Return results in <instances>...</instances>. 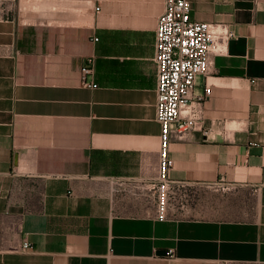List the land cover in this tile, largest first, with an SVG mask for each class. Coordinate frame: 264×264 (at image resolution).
Returning a JSON list of instances; mask_svg holds the SVG:
<instances>
[{
	"label": "crops",
	"instance_id": "1",
	"mask_svg": "<svg viewBox=\"0 0 264 264\" xmlns=\"http://www.w3.org/2000/svg\"><path fill=\"white\" fill-rule=\"evenodd\" d=\"M190 2L191 19L233 37L197 77L211 93L171 140L157 219L164 0H0V264H264V0ZM89 54L96 87L80 72ZM220 181L235 208L190 216Z\"/></svg>",
	"mask_w": 264,
	"mask_h": 264
},
{
	"label": "built area",
	"instance_id": "2",
	"mask_svg": "<svg viewBox=\"0 0 264 264\" xmlns=\"http://www.w3.org/2000/svg\"><path fill=\"white\" fill-rule=\"evenodd\" d=\"M190 11V0H164L155 30L156 119L161 140L157 179L152 183L157 219L168 217L171 188L168 171L173 165L169 155L171 140L182 139L196 129L203 120L200 104L211 93L210 87L195 92L197 77L208 73L211 55L225 53L228 41L233 37V31L227 25L193 20ZM94 65L95 55L89 54L80 67L84 82L90 87L97 86L86 80L93 73ZM211 186L234 187L223 181ZM22 246L29 248L31 243L25 240Z\"/></svg>",
	"mask_w": 264,
	"mask_h": 264
},
{
	"label": "rangeland",
	"instance_id": "3",
	"mask_svg": "<svg viewBox=\"0 0 264 264\" xmlns=\"http://www.w3.org/2000/svg\"><path fill=\"white\" fill-rule=\"evenodd\" d=\"M235 188H222L218 186H208L203 189L196 190V198L198 194H201V197L205 201L210 203V207L202 208L199 207L196 211L189 213L190 216L204 217V216H226L230 213L229 208H235L231 206L232 204L228 202L229 200L235 199ZM171 197L169 195V201ZM202 200V199H201ZM147 203L151 201L149 197L146 198ZM247 210H250L248 205ZM148 214L155 215V211L148 212ZM222 264H263V263H222Z\"/></svg>",
	"mask_w": 264,
	"mask_h": 264
},
{
	"label": "water",
	"instance_id": "4",
	"mask_svg": "<svg viewBox=\"0 0 264 264\" xmlns=\"http://www.w3.org/2000/svg\"><path fill=\"white\" fill-rule=\"evenodd\" d=\"M165 252H166V250H164V249H160L157 251L158 254H164Z\"/></svg>",
	"mask_w": 264,
	"mask_h": 264
}]
</instances>
